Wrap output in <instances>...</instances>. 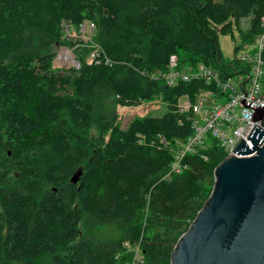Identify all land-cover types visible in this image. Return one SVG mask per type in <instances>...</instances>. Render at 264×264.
Instances as JSON below:
<instances>
[{"label":"trees","instance_id":"trees-1","mask_svg":"<svg viewBox=\"0 0 264 264\" xmlns=\"http://www.w3.org/2000/svg\"><path fill=\"white\" fill-rule=\"evenodd\" d=\"M90 24L78 67L55 69L65 28ZM233 29L243 45L263 34L264 0H0V264H130L126 243L171 264L225 153L208 139L172 171L193 134L178 100L206 85L150 75L173 58L238 68L219 48ZM156 97L162 116L121 128L118 108Z\"/></svg>","mask_w":264,"mask_h":264},{"label":"water","instance_id":"water-1","mask_svg":"<svg viewBox=\"0 0 264 264\" xmlns=\"http://www.w3.org/2000/svg\"><path fill=\"white\" fill-rule=\"evenodd\" d=\"M250 121L263 128L255 125L247 137L252 149L240 138L236 155L215 168L213 191L173 249L171 264H264V105Z\"/></svg>","mask_w":264,"mask_h":264},{"label":"built area","instance_id":"built-area-1","mask_svg":"<svg viewBox=\"0 0 264 264\" xmlns=\"http://www.w3.org/2000/svg\"><path fill=\"white\" fill-rule=\"evenodd\" d=\"M89 27L92 31L93 25L90 24ZM263 45L264 33L258 36L256 49L238 60L240 64L247 65L242 70L233 71L230 67L228 72L221 73L201 64L181 67L173 58L165 72L157 70L150 75L154 80L163 81L166 86L193 81L206 85L194 94L193 99L189 95L180 98L182 101L178 104V112L191 113L189 119L193 134L176 152L172 171L180 172L183 156L205 149L208 139L216 141L225 157L236 155L232 149L240 138L252 149L247 137L255 125L262 128L260 121L252 122L250 118L257 106L264 105V62L261 60ZM124 248L132 254L130 264L141 263L138 244L126 243Z\"/></svg>","mask_w":264,"mask_h":264},{"label":"rangeland","instance_id":"rangeland-1","mask_svg":"<svg viewBox=\"0 0 264 264\" xmlns=\"http://www.w3.org/2000/svg\"><path fill=\"white\" fill-rule=\"evenodd\" d=\"M217 2H220L221 0H215ZM247 26V21L243 20L241 23V27L245 28ZM91 27L89 25L83 26L80 30H76L71 26H68L64 30V34L62 37V41L66 42L65 45H60L56 49V57L55 60L53 61V67L55 69H69V68H77L78 63L76 61L74 51L78 48L79 42L78 40H83L84 42H89L91 38ZM242 45V48L238 51L237 54H234V48L235 47H240ZM257 47V39L254 40L252 44H242L241 41V36L239 32L236 29H233L232 35H227V36H220L219 37V48L221 51V54L224 59L228 61H233V59L236 57L237 59H240L243 55L249 54L253 52ZM65 48V49H64ZM67 51L71 57H74V60L76 61L75 64H59L57 62V58L59 57V54L62 51ZM91 58H93V54H91L88 58L90 61ZM175 59V58H174ZM176 60V59H175ZM181 67H194V66H186L182 65L178 60H176ZM239 62V61H238ZM244 68H247L246 64H240L238 68L235 70H242ZM234 71V69H233ZM182 99L178 100L177 103V109H178V104L181 103ZM137 109V111H133ZM133 114H131V111ZM166 111L165 104L163 103L161 97H156L154 100L147 102V103H142L138 106L135 107H120L117 109V115H118V123L120 124L122 129H125L129 123V120L131 118H142L146 116H154V117H160L162 116ZM186 114V113H185ZM214 182V179L210 178L207 180L206 186L207 187H212ZM138 220L140 219L141 215L140 213L138 214Z\"/></svg>","mask_w":264,"mask_h":264},{"label":"bare ground","instance_id":"bare-ground-1","mask_svg":"<svg viewBox=\"0 0 264 264\" xmlns=\"http://www.w3.org/2000/svg\"><path fill=\"white\" fill-rule=\"evenodd\" d=\"M57 62L59 64H66V65H70V64H73L72 62V58H71V55L67 52V51H62L60 54H59V57L57 58ZM133 111H137V109L133 110ZM131 114H133L132 110L130 111Z\"/></svg>","mask_w":264,"mask_h":264}]
</instances>
